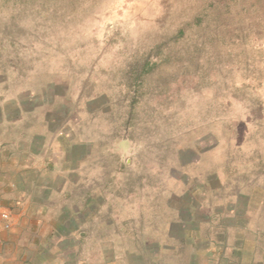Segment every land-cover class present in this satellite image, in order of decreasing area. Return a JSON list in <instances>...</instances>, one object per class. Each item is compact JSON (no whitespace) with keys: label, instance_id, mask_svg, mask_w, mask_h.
Returning <instances> with one entry per match:
<instances>
[{"label":"rangeland","instance_id":"1","mask_svg":"<svg viewBox=\"0 0 264 264\" xmlns=\"http://www.w3.org/2000/svg\"><path fill=\"white\" fill-rule=\"evenodd\" d=\"M2 206L8 263L264 264V0H0Z\"/></svg>","mask_w":264,"mask_h":264},{"label":"crops","instance_id":"2","mask_svg":"<svg viewBox=\"0 0 264 264\" xmlns=\"http://www.w3.org/2000/svg\"><path fill=\"white\" fill-rule=\"evenodd\" d=\"M4 210H8L6 207H0V264H13V263H8L5 260H1V252L3 251V245H11L9 240L11 239L12 235L14 237H20L19 232L22 230H26L27 228H30L31 230L36 228V224L33 222L34 216L36 219H38V214L41 212L40 206L37 208L34 207L31 210H29V215L26 214H11L12 215V225L11 227L7 228L5 227V219L2 217L1 212ZM9 213V212H8ZM10 214V213H9ZM30 219V220H29ZM44 224V223H43ZM42 224V225H43ZM29 226V227H28ZM19 229L18 234H15L16 229ZM56 230H51V233ZM51 234H49L47 237H50ZM13 239V237H12ZM16 239V238H15ZM3 243V244H2ZM13 245V243H12ZM21 253H23V250H21ZM18 264V263H17ZM20 264H35V263H30V262H22ZM220 264V263H219ZM249 264V263H248Z\"/></svg>","mask_w":264,"mask_h":264},{"label":"built area","instance_id":"3","mask_svg":"<svg viewBox=\"0 0 264 264\" xmlns=\"http://www.w3.org/2000/svg\"><path fill=\"white\" fill-rule=\"evenodd\" d=\"M3 217L8 219L9 218V213L8 212L3 213Z\"/></svg>","mask_w":264,"mask_h":264}]
</instances>
